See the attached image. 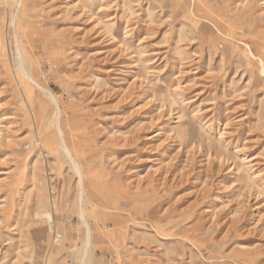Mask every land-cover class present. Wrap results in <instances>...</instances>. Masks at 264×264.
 I'll use <instances>...</instances> for the list:
<instances>
[{"label": "rangeland", "instance_id": "1", "mask_svg": "<svg viewBox=\"0 0 264 264\" xmlns=\"http://www.w3.org/2000/svg\"><path fill=\"white\" fill-rule=\"evenodd\" d=\"M0 264H264V0H0Z\"/></svg>", "mask_w": 264, "mask_h": 264}, {"label": "bare ground", "instance_id": "2", "mask_svg": "<svg viewBox=\"0 0 264 264\" xmlns=\"http://www.w3.org/2000/svg\"><path fill=\"white\" fill-rule=\"evenodd\" d=\"M248 45V44H247ZM252 52V51H250ZM253 54V53H252ZM254 55V54H253ZM261 58V57H260ZM260 62L262 63V59H260ZM23 69V68H22ZM22 71V70H21ZM27 77V76H26ZM29 78V77H28ZM52 97V96H51ZM54 99V98H53ZM50 115L53 113V112H49ZM53 115V114H52ZM53 123H54V126L56 127L57 129V133H58V137L59 138V144L60 147L65 153L66 155L68 156V159L70 160L71 164L74 165L75 167V171L77 173V175H82L81 171H80V165L79 163L75 160L74 156H73V152L71 151V149L68 147L67 143L65 142V139H64V130L62 128V124H61V121H62V113L61 111H58L56 113H54V116H53V119H52ZM40 145V142L38 143ZM43 152H39V155H41ZM37 174L34 172L32 174V177L33 178H36ZM80 177V176H79ZM80 183V181H79ZM83 183V182H82ZM81 188V186L79 187ZM83 191V190H82ZM80 192V191H79ZM89 226V225H88ZM109 240V239H108Z\"/></svg>", "mask_w": 264, "mask_h": 264}]
</instances>
